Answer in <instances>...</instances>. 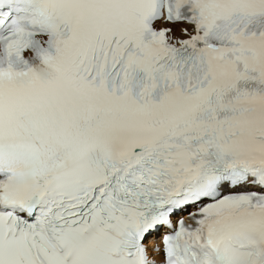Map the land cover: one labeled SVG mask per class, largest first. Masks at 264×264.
<instances>
[{"label":"snow or ice","instance_id":"1","mask_svg":"<svg viewBox=\"0 0 264 264\" xmlns=\"http://www.w3.org/2000/svg\"><path fill=\"white\" fill-rule=\"evenodd\" d=\"M0 264H264V0H0Z\"/></svg>","mask_w":264,"mask_h":264}]
</instances>
